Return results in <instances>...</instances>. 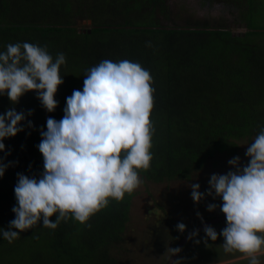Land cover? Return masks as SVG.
<instances>
[{
    "label": "trees",
    "instance_id": "1",
    "mask_svg": "<svg viewBox=\"0 0 264 264\" xmlns=\"http://www.w3.org/2000/svg\"><path fill=\"white\" fill-rule=\"evenodd\" d=\"M169 1L0 0V50L8 43L28 41L46 45L53 57L58 52L66 56L55 111L41 105L35 90L15 105L6 94L0 95V113L15 107L26 114L21 121L24 129L6 137L5 150H0V162L8 165L0 177V227L8 228L15 217L17 173L32 176L42 170L43 157L36 145L46 118L64 115L66 96L82 88L86 69L103 59L139 62L152 76L153 156L149 168L138 170L143 177L157 182L190 180L208 160L226 150L235 154L238 139L260 131L264 0L225 1L240 8L236 20L247 24L244 36L224 28L223 16L212 25L209 13L206 20L187 19L181 27L173 16H180L179 5L185 6L186 0H174L176 9ZM212 1L198 0L209 10ZM77 17L96 26L81 31ZM133 193L126 192L121 200L109 198V204L85 222L69 215L55 228L38 222L12 242L0 236V264H117L110 251L124 239Z\"/></svg>",
    "mask_w": 264,
    "mask_h": 264
},
{
    "label": "clouds",
    "instance_id": "2",
    "mask_svg": "<svg viewBox=\"0 0 264 264\" xmlns=\"http://www.w3.org/2000/svg\"><path fill=\"white\" fill-rule=\"evenodd\" d=\"M65 63V53L53 57L46 45L8 43L0 50V95L6 94L15 105L22 95L35 90L41 105L53 112L58 85L64 80L60 67ZM151 81L149 70L128 59H103L86 69L82 88L65 98L64 115L60 119L48 116L46 127L40 129L42 138L36 147L43 157L42 170L32 176L17 173L15 217L8 228L0 227V236L12 242L38 222L55 228L69 215L85 222L107 206L109 198L121 200L142 183L138 170L149 168L153 156ZM31 113L28 109L27 114ZM25 119V112L15 107L0 113V150H5L6 137L24 129L21 121ZM27 123L32 126V121ZM246 145V163L242 165L236 155L228 160L234 169L210 174L205 191L198 182H189V187L197 203L206 194L222 201L207 204L209 211L219 207L226 225L218 233L205 223V243L222 236L225 252L239 251L248 264H260L264 255V125ZM6 167L0 162V177ZM176 228L183 232L186 225L178 222ZM198 233L197 229L189 238ZM180 251L172 247L169 259Z\"/></svg>",
    "mask_w": 264,
    "mask_h": 264
},
{
    "label": "rangeland",
    "instance_id": "3",
    "mask_svg": "<svg viewBox=\"0 0 264 264\" xmlns=\"http://www.w3.org/2000/svg\"><path fill=\"white\" fill-rule=\"evenodd\" d=\"M225 1L213 0L209 10L208 6L202 8L205 5H201L198 0H186L182 2L185 6L181 3L179 5L180 16L177 13L173 17L181 27H185L188 23L187 19L206 20L209 13L213 17L210 19L213 25L221 22L218 17L223 16L226 19L224 28L241 36L242 33H246L247 28L234 26L240 23L236 20L240 19V8ZM174 2L171 0L169 4L176 9ZM161 19L163 23L168 22L162 16ZM76 20V27L81 31L90 30L96 26L93 22L90 24L83 22L88 18L77 17ZM228 24H230L229 27L226 26ZM254 137L238 139L239 149L235 154H230L227 150L220 153L206 162L204 170L194 172L190 180L174 179L157 182L139 175L142 183L133 190L128 211L129 219L123 234L124 239L116 242L110 251V255L116 263L171 264L174 255L169 259L172 247H177L179 243L182 244L185 241L173 264H248L247 257L239 251H224L222 236H218L216 241L209 238L205 243V233L202 229L199 230L197 236L184 239L201 225L212 219L225 216L219 207L213 211L207 209L208 203H217L218 205L222 203L217 197L206 194L200 202H195L190 195L189 182H198L201 185L200 190L205 191L209 187L207 182L210 174H223L229 169H234L233 165L228 164L230 158L239 155L240 163L242 165L246 163L249 159L245 156L246 144L251 142ZM198 212L202 214L203 219L197 215ZM178 222H183L186 225L183 232L176 228ZM225 225L226 220L212 224L218 233ZM197 240L199 243L196 242ZM260 264H264V255L260 256Z\"/></svg>",
    "mask_w": 264,
    "mask_h": 264
},
{
    "label": "water",
    "instance_id": "4",
    "mask_svg": "<svg viewBox=\"0 0 264 264\" xmlns=\"http://www.w3.org/2000/svg\"><path fill=\"white\" fill-rule=\"evenodd\" d=\"M81 21L79 20V23H80ZM84 23H88V24H90L92 21L90 20V19H88V20H85V21H83ZM234 26H241V27H245L246 28V24H237V25H234ZM234 35H235V33H234ZM242 36H244L245 35V33H242L241 34ZM226 219H225V216L224 217H218V218H215V219H212L211 221H209V222H207L206 224H209V225H212V224H214V223H219V222H221V221H225ZM204 228V224L203 225H201L199 228H198V230H202ZM190 233H192V232H190ZM189 233V234H190ZM189 234L187 235V237H185V239L184 240H186V239H188L189 238ZM183 243H185V241L183 242ZM182 243V244H183ZM182 244H180L179 246H178V248H180L181 249V246H182ZM179 253V252H178ZM178 253H175L174 255H173V257H172V259H171V264H173L174 262H172V261H174L175 260V257L177 256V254Z\"/></svg>",
    "mask_w": 264,
    "mask_h": 264
},
{
    "label": "flooded vegetation",
    "instance_id": "5",
    "mask_svg": "<svg viewBox=\"0 0 264 264\" xmlns=\"http://www.w3.org/2000/svg\"><path fill=\"white\" fill-rule=\"evenodd\" d=\"M179 244H180V243H179ZM179 244H178V246H179ZM178 246H177V247H178Z\"/></svg>",
    "mask_w": 264,
    "mask_h": 264
}]
</instances>
